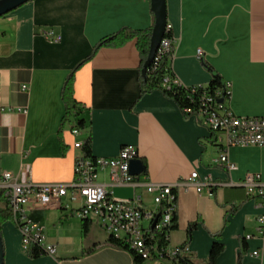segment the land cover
<instances>
[{"label": "crops", "instance_id": "1", "mask_svg": "<svg viewBox=\"0 0 264 264\" xmlns=\"http://www.w3.org/2000/svg\"><path fill=\"white\" fill-rule=\"evenodd\" d=\"M166 3L176 41L174 75L188 87L208 86L214 72L231 84L228 106L236 115L264 117V0ZM153 23L151 0H31L0 17V173L11 172L23 183H70L82 153L75 147L78 140L91 138L92 157H115L122 146L134 145L145 165L140 183L173 184L196 171L197 181L226 184L203 185L202 192L177 189L178 227L170 232V248H180L196 223L188 244L195 262L207 261L218 241L225 250L216 264H264L256 221L264 209L240 184L247 173L260 174L264 183V146H233L228 154L234 167L219 165L220 149L198 118L186 116L161 90L141 94L135 40L100 48L76 70L74 95L82 113L63 124L61 93L73 69L105 37ZM50 31L61 39L50 40ZM79 120L84 126L75 135ZM99 181L117 200L138 193L143 208H156L142 185H111L107 170ZM63 202L68 207L53 203L32 212L56 254L31 257L10 219L1 225L3 264H134L132 253L112 245L97 221L88 220L89 232L83 234L85 221L75 215L80 202ZM142 264L172 263L149 259Z\"/></svg>", "mask_w": 264, "mask_h": 264}, {"label": "built area", "instance_id": "2", "mask_svg": "<svg viewBox=\"0 0 264 264\" xmlns=\"http://www.w3.org/2000/svg\"><path fill=\"white\" fill-rule=\"evenodd\" d=\"M166 29L172 31V26L168 24ZM46 36L53 41L61 39L54 31L47 32ZM175 42L174 36L163 38L157 50L158 57L166 53L170 55L164 85L190 88V96L193 97L199 88L206 89L207 86L188 87L174 75L172 57ZM201 53L202 49H198L199 56ZM24 87L27 88V85ZM230 95L231 84L225 82L224 89L218 90L215 95H209L204 91L197 99V109L184 110L198 118L200 123L210 130L214 143L220 149V156L216 161L228 169L234 167L228 154L231 147L264 146V117L236 115L228 106ZM73 133L79 135L80 128L75 126ZM84 143L82 140L75 143V147L81 149L82 153L76 158L74 179L70 183H23L11 172L0 173V198L6 201L11 219L18 227L22 244L28 253L37 251L51 256L56 254V246L46 241L45 226L34 220L32 212L46 209L53 203L68 207L63 201L69 198L72 202L81 203L75 210L76 216L82 220L97 221L109 237L122 241L143 259L172 258L179 251V248L169 246L171 223L178 207L177 189L181 187L202 192L203 185L209 186V189L226 185L216 184L212 179H207L205 183L197 181L196 171H193L189 178L173 184L140 183L138 181L140 175H133L130 172V162L141 159L136 146H122L115 157H92L84 154ZM104 170L109 172L111 185L135 187L142 185L152 197L156 208L152 210L143 208L141 206L143 197L138 193H134L130 200L115 199L107 184L99 181L100 172ZM240 184L245 187L248 197L260 199L259 206L264 209V183L261 175L247 173ZM155 221L157 222L153 227ZM256 221L257 237L264 239V211L258 215ZM251 237L247 236L248 239ZM162 238L165 239V243L161 242ZM258 254V251L254 252V255Z\"/></svg>", "mask_w": 264, "mask_h": 264}, {"label": "trees", "instance_id": "3", "mask_svg": "<svg viewBox=\"0 0 264 264\" xmlns=\"http://www.w3.org/2000/svg\"><path fill=\"white\" fill-rule=\"evenodd\" d=\"M155 22V16H154ZM153 25L150 28L143 30H134L128 27H123L118 32L105 37L100 40L93 49L92 54L83 61L80 65L76 66L73 69L72 73L68 76L65 81V84L62 88V99L66 107V115L63 119V124L66 123L71 116L79 117L82 113L80 104L76 100L74 95V81H75V72L76 70L86 61L90 60L94 54L102 47H121L125 45L127 42L135 40L136 47L138 49L140 60H141V94H145L148 92H152L154 90H161L163 94L174 100L176 104L180 107V109L184 112L186 108L197 109V99L198 97L206 91L209 95H215L218 90H223L225 83L219 77L218 74L213 72V79L206 89L199 88L194 94L193 97L190 96L191 89L178 85H170L166 87L164 85V78L168 72V62H169V54H163L161 57H158V52L154 57L153 62L148 67L146 74H142V68L145 61L148 58L150 46H151V36L153 31ZM172 31L165 30L163 38L172 37ZM186 116L190 114L184 112ZM79 128L84 126V121L79 120L78 125ZM83 152L86 156H91V138L85 140L83 146ZM162 208V207H161ZM11 219V213L9 209L0 210V234H1V225L7 220ZM83 234L86 235L89 232V223L88 220H84ZM178 227V216L175 213L172 223L171 230H175ZM197 227L196 223H191L188 229V236L186 242L179 248V251L176 256L172 258H164L171 261L172 264H216L218 257L224 252L225 246L221 242H214L211 250L209 259L207 261H203L201 263H197L193 260V256L190 251H188V244L191 240V232ZM218 236V235H217ZM2 237V235H1ZM3 241V240H2ZM109 242L116 246L122 247L124 249L129 250L134 257V264H142L145 259H143L140 255L130 250L129 247L124 244L122 241L115 239L114 237H109ZM161 242H166L165 239L162 238ZM29 255L31 257H39L41 254L37 251L30 252Z\"/></svg>", "mask_w": 264, "mask_h": 264}, {"label": "water", "instance_id": "4", "mask_svg": "<svg viewBox=\"0 0 264 264\" xmlns=\"http://www.w3.org/2000/svg\"><path fill=\"white\" fill-rule=\"evenodd\" d=\"M31 0H0V17L8 14L9 12L15 10L16 8L22 6L23 4ZM152 11L155 16V22L153 26L152 36H151V46L147 60L145 61L142 74H146L148 67L154 60L157 50L160 47L161 41L164 36V32L168 25L167 20V3L166 0H151ZM145 165L142 159H135L130 162V172L133 175H141L144 173ZM157 221L154 222L153 227ZM4 262V248L3 241L0 234V264Z\"/></svg>", "mask_w": 264, "mask_h": 264}]
</instances>
